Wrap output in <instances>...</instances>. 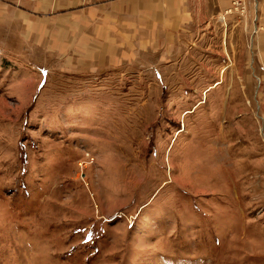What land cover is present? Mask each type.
Returning a JSON list of instances; mask_svg holds the SVG:
<instances>
[{"label": "rangeland", "instance_id": "374dc122", "mask_svg": "<svg viewBox=\"0 0 264 264\" xmlns=\"http://www.w3.org/2000/svg\"><path fill=\"white\" fill-rule=\"evenodd\" d=\"M246 1L197 65L72 73L0 48V264H264V0Z\"/></svg>", "mask_w": 264, "mask_h": 264}, {"label": "crops", "instance_id": "0c3cea01", "mask_svg": "<svg viewBox=\"0 0 264 264\" xmlns=\"http://www.w3.org/2000/svg\"><path fill=\"white\" fill-rule=\"evenodd\" d=\"M229 7V0H0V48L61 60L72 73L134 64L180 67L201 63L215 49L216 15ZM259 7L263 27L252 38L251 64L264 86V1ZM231 35L221 34L225 50H249Z\"/></svg>", "mask_w": 264, "mask_h": 264}, {"label": "built area", "instance_id": "2783aa9c", "mask_svg": "<svg viewBox=\"0 0 264 264\" xmlns=\"http://www.w3.org/2000/svg\"><path fill=\"white\" fill-rule=\"evenodd\" d=\"M230 7L225 10L223 19L226 16L238 15L239 17H245L247 15L248 7L246 0H229Z\"/></svg>", "mask_w": 264, "mask_h": 264}]
</instances>
